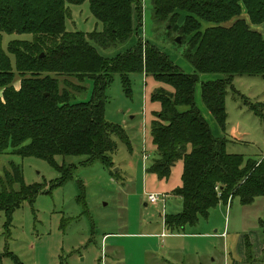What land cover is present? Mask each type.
<instances>
[{
  "label": "trees",
  "instance_id": "trees-1",
  "mask_svg": "<svg viewBox=\"0 0 264 264\" xmlns=\"http://www.w3.org/2000/svg\"><path fill=\"white\" fill-rule=\"evenodd\" d=\"M85 1L102 30L66 32L67 5ZM139 4L140 0H0V156L40 159L54 168L56 157H85V165L99 162L112 168L115 139L128 149L130 142L122 127L104 118L106 90L118 76L124 94L130 95V76L145 74L165 86L150 96L159 105L149 128L156 158L145 171L165 179L182 161L181 186L169 194L180 200L181 211L165 213L163 219L167 230L180 232L206 219L219 204L226 206L237 198L248 206L264 196V160L228 154V140L212 135L195 103L198 77L221 76L202 82L200 96L214 123L225 132V96L229 91L238 95L234 78L260 77L262 100L251 103L243 97L247 100L243 103L261 121L264 142V37L252 28L264 23V0H150L157 22L181 37L196 33L185 53L192 74H185L141 40L113 59L98 54L97 49L115 50L128 43L135 11L140 20ZM202 23L208 27L201 33ZM2 34L31 35L32 41H11L5 52ZM62 75L92 78L91 100L74 103L66 92L59 95L57 77ZM66 179L65 174L51 188ZM42 188L27 186L21 168L10 163V170L0 178V213L6 222L24 202L32 203ZM11 259L20 264L16 257Z\"/></svg>",
  "mask_w": 264,
  "mask_h": 264
},
{
  "label": "rangeland",
  "instance_id": "rangeland-1",
  "mask_svg": "<svg viewBox=\"0 0 264 264\" xmlns=\"http://www.w3.org/2000/svg\"><path fill=\"white\" fill-rule=\"evenodd\" d=\"M139 5L140 23L135 11L132 14V38L128 43L115 50L96 48L98 54L113 59L132 49L141 40L166 55L182 72L192 74L194 69L185 59V53L196 33L178 36V33L171 31L170 26L153 18L150 0H140ZM67 10L68 16L64 21L66 32L89 34L102 30L101 24L90 12L88 1L80 5L69 4ZM231 24L229 22L224 26L229 27ZM201 25L202 33L208 25ZM252 28L264 37V23ZM11 41L30 42L32 36L2 34L3 51L6 52L7 44ZM219 78L222 77L200 75L195 89V103L205 116L212 135L228 140V154L243 155L255 161L264 160L261 121L243 103L247 101L243 97L251 103L262 100L261 78H234L232 84L238 95L229 91L225 96V132H221L214 123L200 96L202 82ZM91 79L58 76V94L66 92L69 100L74 103L89 102L93 90ZM130 79V95L124 94L118 76H114L105 93V120L122 127L130 142L128 149L120 140L115 139L117 149L112 156V168L99 162L85 165V157H56L57 168H54L40 159H22L10 154L0 156V178L6 170H10V163H13L21 168L27 186L43 187L32 203L24 202L12 214L9 222L0 213V257H3V264H14L12 257H16L20 264H51L53 261L60 264L59 259L65 261L68 256L79 263L84 259L83 264H106V259H110L106 257L110 242L101 243L103 234H136L140 229L137 231L135 228L141 227V221L145 226L149 222L160 224L165 213L181 211V206L178 209L175 201H167L165 210L162 202L155 206H145L146 194L152 192L168 195L181 186L183 163L177 161L165 179H158L154 174L145 172V167L156 158L149 128L152 115L159 111V105L151 102L150 96L156 89L165 86L145 74L133 75ZM15 80L14 88L18 89L20 79L16 77ZM144 155H147L146 160L143 159ZM58 167L62 169L58 170ZM65 174L67 179L61 185L51 188V185L59 184ZM145 187L146 193L143 195ZM192 229L200 233L209 232L210 236L174 243L177 252H173V255L177 258V264H264V196L256 198L248 206H242L237 198L228 201L226 206L219 204L209 211L206 219H199ZM214 230L216 233H213ZM222 232H225L223 239L220 238ZM124 237L127 239L119 241L126 253V264H142V259L148 257L145 242L129 239L132 237L130 235ZM72 248L75 250L72 251Z\"/></svg>",
  "mask_w": 264,
  "mask_h": 264
},
{
  "label": "crops",
  "instance_id": "crops-1",
  "mask_svg": "<svg viewBox=\"0 0 264 264\" xmlns=\"http://www.w3.org/2000/svg\"><path fill=\"white\" fill-rule=\"evenodd\" d=\"M16 85L17 84H15V86ZM201 113H202V111H201ZM203 117L205 119L204 115H203ZM238 137H240V136H238ZM215 138H219V137H215ZM262 143H264V142L262 141ZM143 168H144V165H143ZM146 187L143 188V195H145V193H146ZM168 201H170L171 203L175 201L176 205L178 206V209L181 206L180 200H178L174 196L169 195ZM145 206H147V203H145ZM163 219H164V216L162 217V221H160V224L149 222L146 226H145V223H143V221H141L139 224V226H141V227L135 228V229H137V231L140 229V232H138L136 234L135 233H132V234L114 233L113 234V233H108V232L103 234V237L101 239V241H102L101 243L107 244V242H110V246H108L110 254L107 253V256H106V257H109L110 259L109 260L106 259V264H126V259H125L126 253L122 249V244L119 241L121 239H127L124 236L130 235L132 237L129 239L145 242L146 246L144 248L147 251L148 257L146 258V260L141 258L142 264H144V263L145 264H177L176 263L177 258L175 255H173V252H177V250H175V247L173 246L174 243H176L177 241H181V240L185 241L188 239H197L200 236H210L209 232H201V233L195 232V229H192L193 227H190V226H185L183 228V230L180 232L177 230L169 231L164 226V222H163L164 220ZM211 228L213 229V227H211ZM213 233H216V230H214ZM162 235H164V236H162ZM224 237H225V232H222L220 238L223 239ZM74 250L75 249L72 248V251H74ZM179 250H180V248H179ZM68 257L69 258L65 261H63V259L62 260L59 259L60 264H83L84 263L83 262L84 259L81 260L82 263H79L77 260L74 261L71 256H68ZM179 263L184 264L181 262H179ZM51 264H55V261H53Z\"/></svg>",
  "mask_w": 264,
  "mask_h": 264
},
{
  "label": "built area",
  "instance_id": "built-area-1",
  "mask_svg": "<svg viewBox=\"0 0 264 264\" xmlns=\"http://www.w3.org/2000/svg\"><path fill=\"white\" fill-rule=\"evenodd\" d=\"M147 155L143 156V159L146 160ZM217 193H218V187L215 188ZM146 196V202L149 205L155 206L159 202H162V208L163 210L166 209V202L169 199V196L167 194H159V193H148L145 195ZM220 196V195H219ZM164 236V235H162Z\"/></svg>",
  "mask_w": 264,
  "mask_h": 264
},
{
  "label": "water",
  "instance_id": "water-1",
  "mask_svg": "<svg viewBox=\"0 0 264 264\" xmlns=\"http://www.w3.org/2000/svg\"><path fill=\"white\" fill-rule=\"evenodd\" d=\"M177 42H179V40L177 39Z\"/></svg>",
  "mask_w": 264,
  "mask_h": 264
}]
</instances>
